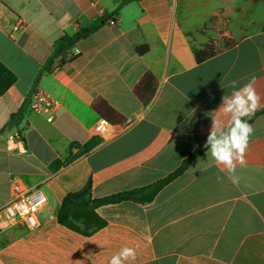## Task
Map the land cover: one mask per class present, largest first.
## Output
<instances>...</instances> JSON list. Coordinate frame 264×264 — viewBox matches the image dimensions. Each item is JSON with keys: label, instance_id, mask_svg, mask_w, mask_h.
Returning <instances> with one entry per match:
<instances>
[{"label": "crops", "instance_id": "0c3cea01", "mask_svg": "<svg viewBox=\"0 0 264 264\" xmlns=\"http://www.w3.org/2000/svg\"><path fill=\"white\" fill-rule=\"evenodd\" d=\"M122 1L0 0V61L17 76L0 95V129L29 100L20 126L0 134V208L15 178L47 196L37 228L8 225L0 212V264H108L124 246L136 249L130 264H264V0H129L54 60L60 69H44L61 36ZM19 19L25 28L12 33ZM148 71L157 89L144 104L135 87ZM253 76L262 106L249 120L238 184L206 150L151 202L99 207L106 224L91 235L58 222L64 197L88 181L100 198L173 173L205 145L209 114L232 91L221 85ZM38 88L59 101L52 122L30 109ZM99 100L135 123L96 133ZM93 137L102 141L91 152L50 169L77 153L73 142Z\"/></svg>", "mask_w": 264, "mask_h": 264}, {"label": "trees", "instance_id": "16d2710c", "mask_svg": "<svg viewBox=\"0 0 264 264\" xmlns=\"http://www.w3.org/2000/svg\"><path fill=\"white\" fill-rule=\"evenodd\" d=\"M127 1L129 0L122 1V3H120L113 12L105 13L96 22L80 28L74 34H64L61 36L54 43L52 56L44 66V69L49 71L53 66L54 60L61 56L66 50L70 49L76 42L90 36L102 27L108 20H114L115 16L122 8V5ZM136 51L140 55L145 54L148 51V46H139L136 48ZM16 80L17 76L0 61V95L5 94L7 90L16 82ZM156 89V78L150 71H148L136 85L135 92L144 104H148L153 99ZM28 104L29 100L27 99L20 110L10 116L8 123L0 129V134L6 130L20 126L25 117ZM94 108L111 124H119L124 121V118L104 100H99L95 103ZM261 112H264V110L259 113ZM101 141L102 139L100 137H93L83 144L73 142L70 145V148L77 149V153L75 155H71L66 160L56 159L51 163L50 169L52 171H57L59 168L72 163L78 157L88 154L95 149ZM206 150L207 149L204 145L200 146L182 162L177 170L167 177L147 186L133 188L105 197L94 198L92 196V183L91 181H88L82 189L77 192L69 193L64 197L57 214L58 222L83 235H91L95 231L104 227L106 224V222L97 213V209L99 207L124 201H133L140 204L151 202L159 191L164 188V186L186 171L194 163L195 159Z\"/></svg>", "mask_w": 264, "mask_h": 264}, {"label": "clouds", "instance_id": "9594fccd", "mask_svg": "<svg viewBox=\"0 0 264 264\" xmlns=\"http://www.w3.org/2000/svg\"><path fill=\"white\" fill-rule=\"evenodd\" d=\"M239 81H229L222 88L232 89L224 94L217 110L210 112L211 126L204 147L210 152L215 164L223 166L233 184H238L240 177L236 175L237 163L244 164V157L254 128L249 120L262 106V96L257 91L256 77L253 76L243 86ZM208 154V153H207ZM217 181L222 177L217 176ZM137 257L136 249L124 246L111 257L108 264H130Z\"/></svg>", "mask_w": 264, "mask_h": 264}, {"label": "built area", "instance_id": "2783aa9c", "mask_svg": "<svg viewBox=\"0 0 264 264\" xmlns=\"http://www.w3.org/2000/svg\"><path fill=\"white\" fill-rule=\"evenodd\" d=\"M25 28L24 21L19 19L12 27V33ZM62 66V61L57 60L53 64L52 70H58ZM59 108V101L51 96L46 90L38 88L34 90L30 103V109L44 114L49 122L55 118V113ZM135 123L134 118L124 119L123 129L131 127ZM110 122L101 117L95 126V132L104 134L110 127ZM47 204V196L37 187H30L20 179H13L11 183V197L0 208L4 216V221L8 225L22 223L29 228H37L40 225L38 215Z\"/></svg>", "mask_w": 264, "mask_h": 264}]
</instances>
